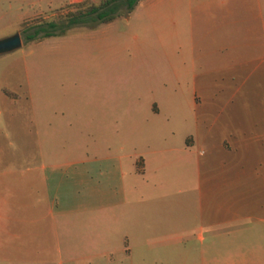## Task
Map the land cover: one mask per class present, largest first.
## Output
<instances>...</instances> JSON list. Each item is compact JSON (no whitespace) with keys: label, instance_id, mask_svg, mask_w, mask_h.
<instances>
[{"label":"crops","instance_id":"1","mask_svg":"<svg viewBox=\"0 0 264 264\" xmlns=\"http://www.w3.org/2000/svg\"><path fill=\"white\" fill-rule=\"evenodd\" d=\"M169 9L190 31L192 128L103 166L0 163V264H264V0Z\"/></svg>","mask_w":264,"mask_h":264},{"label":"rangeland","instance_id":"2","mask_svg":"<svg viewBox=\"0 0 264 264\" xmlns=\"http://www.w3.org/2000/svg\"><path fill=\"white\" fill-rule=\"evenodd\" d=\"M75 1L0 0V38L19 30L22 39L0 53V163L88 156L103 166L106 154L180 145L192 128L194 54L188 24L170 17L171 0H138L107 22L26 37ZM123 162L127 170L130 157ZM162 170L178 191L180 163Z\"/></svg>","mask_w":264,"mask_h":264},{"label":"trees","instance_id":"3","mask_svg":"<svg viewBox=\"0 0 264 264\" xmlns=\"http://www.w3.org/2000/svg\"><path fill=\"white\" fill-rule=\"evenodd\" d=\"M137 2L138 0H98L88 4H84L83 0L71 2L76 5L74 9L67 10L58 20L44 19L34 23L32 31H28L26 37L42 39L67 33L68 28L75 24L107 22L121 12L131 11ZM28 29L30 28L24 27L23 30Z\"/></svg>","mask_w":264,"mask_h":264},{"label":"water","instance_id":"4","mask_svg":"<svg viewBox=\"0 0 264 264\" xmlns=\"http://www.w3.org/2000/svg\"><path fill=\"white\" fill-rule=\"evenodd\" d=\"M22 39L19 30L0 38V53L12 50L21 45Z\"/></svg>","mask_w":264,"mask_h":264}]
</instances>
